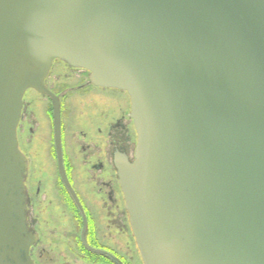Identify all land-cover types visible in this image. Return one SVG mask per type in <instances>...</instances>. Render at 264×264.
Listing matches in <instances>:
<instances>
[{
	"label": "water",
	"instance_id": "water-1",
	"mask_svg": "<svg viewBox=\"0 0 264 264\" xmlns=\"http://www.w3.org/2000/svg\"><path fill=\"white\" fill-rule=\"evenodd\" d=\"M54 61L130 100L142 264H264V0H0V264H34L16 128Z\"/></svg>",
	"mask_w": 264,
	"mask_h": 264
},
{
	"label": "flooded vegetation",
	"instance_id": "flooded-vegetation-1",
	"mask_svg": "<svg viewBox=\"0 0 264 264\" xmlns=\"http://www.w3.org/2000/svg\"><path fill=\"white\" fill-rule=\"evenodd\" d=\"M89 77L54 61L44 80L52 97L28 90L22 98L16 140L27 163V222L38 237L30 252L42 240L30 226L33 214L37 226L44 218L46 245L63 248L65 259L54 250L51 262L142 264L129 223L123 229L113 222L125 212L115 163L133 162L136 146L130 100L124 92L92 85Z\"/></svg>",
	"mask_w": 264,
	"mask_h": 264
},
{
	"label": "rangeland",
	"instance_id": "rangeland-1",
	"mask_svg": "<svg viewBox=\"0 0 264 264\" xmlns=\"http://www.w3.org/2000/svg\"><path fill=\"white\" fill-rule=\"evenodd\" d=\"M106 95L120 96L121 94L115 93V92H108ZM122 96H123V94H122ZM101 97H103V95H101ZM42 220L44 221V218ZM29 221H30L31 228L34 229V230H36V228H38V231L40 230V233L42 235V237H41L42 240L39 242V244L36 243L35 247H33L31 252H30V255H31L32 259L34 260V262L36 264H71V263H65V262L59 263V261H57V259L54 262L50 261L51 255L54 254V250L55 251L58 250V255L60 257H62L63 259H65V254L61 252L63 250V248L59 247L57 249V248H55L53 246H47L46 245V243H45L46 229L44 227L45 226V222L41 221L40 222V226H37V221L38 220L36 219V217L33 214H30ZM113 222H115L117 225H119L120 227L125 229V227H126L125 225L128 224L127 216H126L125 212L124 211L117 212ZM119 237L120 238H124V233L121 232ZM50 247H53V248H50ZM72 264H87V263H75V262H73Z\"/></svg>",
	"mask_w": 264,
	"mask_h": 264
}]
</instances>
